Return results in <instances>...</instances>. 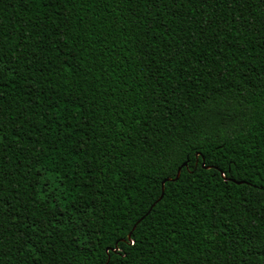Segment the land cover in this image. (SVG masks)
I'll return each instance as SVG.
<instances>
[{"label":"trees","instance_id":"obj_1","mask_svg":"<svg viewBox=\"0 0 264 264\" xmlns=\"http://www.w3.org/2000/svg\"><path fill=\"white\" fill-rule=\"evenodd\" d=\"M0 54V264H264V0H0Z\"/></svg>","mask_w":264,"mask_h":264},{"label":"snow or ice","instance_id":"obj_2","mask_svg":"<svg viewBox=\"0 0 264 264\" xmlns=\"http://www.w3.org/2000/svg\"><path fill=\"white\" fill-rule=\"evenodd\" d=\"M3 59L2 54H0V60ZM4 70V65L0 64V72H3ZM4 140L3 136H0V143H2ZM45 171H49L48 169H44ZM52 170L54 172L55 170V165L52 166ZM37 173H41V169H37ZM61 176L63 175L62 173L60 174ZM37 182L38 183H42V186L44 189H47V192L45 193V195H47L48 193H51V200L54 201L52 203V209H59V204L55 203V201H58L60 199L59 195L55 194L56 190H63L62 189V184L60 182H58L57 180V176L55 174H49L46 176H42L37 178ZM2 183V182H0ZM52 185V187H49V185ZM3 192L4 190L2 188H0V204L3 203ZM64 209H60V216H63L65 214ZM3 207H0V225L3 224L4 220H3ZM53 216H56V212L53 211L52 212ZM60 216H56V222L55 223H49L48 228H57L60 222ZM36 227H40L41 232H45L48 229H46L44 226L42 225H37L34 226L33 231H35ZM65 227H68L67 224H65ZM74 230V228H73ZM50 234V233H49ZM125 237H128V234L125 233L124 234ZM139 242V237L137 236L135 239L132 238H121V237H116L113 240V244L112 247L110 249V252L112 255H114L118 261H120V264H125V262H128L131 259V254L135 251L136 246L138 245ZM252 243L254 244V246L256 244H258L260 247H264V239H260V240H253ZM3 245L0 244V248H2ZM33 252L36 251V249L34 247H32L31 249Z\"/></svg>","mask_w":264,"mask_h":264},{"label":"water","instance_id":"obj_3","mask_svg":"<svg viewBox=\"0 0 264 264\" xmlns=\"http://www.w3.org/2000/svg\"><path fill=\"white\" fill-rule=\"evenodd\" d=\"M202 166H203V163H202ZM205 168H207V167H205ZM180 170H181V168H179L178 169V171H177V173H176V176H175V178L174 179H172V180H166V181H176V180H178V178H179V176H180ZM163 184H164V182L162 183V191H163ZM162 197V194H161V196H160V198ZM160 198H159V200H160ZM135 227V226H134ZM134 227H133V229H134ZM130 237V235L128 236V238Z\"/></svg>","mask_w":264,"mask_h":264}]
</instances>
